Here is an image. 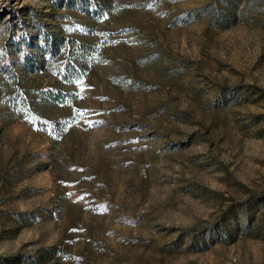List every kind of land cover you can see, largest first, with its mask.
Wrapping results in <instances>:
<instances>
[{"label":"rangeland","instance_id":"1","mask_svg":"<svg viewBox=\"0 0 264 264\" xmlns=\"http://www.w3.org/2000/svg\"><path fill=\"white\" fill-rule=\"evenodd\" d=\"M0 264H264V0H0Z\"/></svg>","mask_w":264,"mask_h":264},{"label":"trees","instance_id":"2","mask_svg":"<svg viewBox=\"0 0 264 264\" xmlns=\"http://www.w3.org/2000/svg\"><path fill=\"white\" fill-rule=\"evenodd\" d=\"M93 8H94V10L97 9L98 5L94 3ZM49 40H48V46H49L50 50L54 53L55 52L54 39H49ZM13 46H14L16 52L18 53V55L20 56V59L22 61L23 56H24V50H25L27 44L23 45L22 43H17L16 45H13ZM62 58L64 60L62 62V65H60L59 69L61 71V75H63V76H66L68 74H73V75L81 74L82 69L85 68L86 62L88 60L87 55L82 50L78 51V53H76V54L72 53L71 55L68 52H65V54L63 55ZM17 96H18L17 94L14 96L11 95V99L12 100L13 99L18 100L16 103L18 108L25 110L26 109L25 108L26 103H24L21 99H18Z\"/></svg>","mask_w":264,"mask_h":264}]
</instances>
